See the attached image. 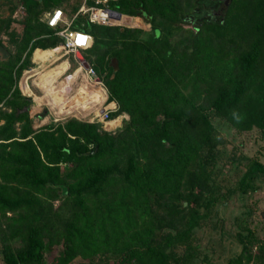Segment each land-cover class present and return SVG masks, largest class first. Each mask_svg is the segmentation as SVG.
<instances>
[{"label":"rangeland","instance_id":"374dc122","mask_svg":"<svg viewBox=\"0 0 264 264\" xmlns=\"http://www.w3.org/2000/svg\"><path fill=\"white\" fill-rule=\"evenodd\" d=\"M141 1L155 13L156 24L147 23L134 14ZM83 2L60 0L47 5L43 0H0V202H5L4 187L19 186V190L25 192V186L21 185L22 173L30 171L29 182L39 180L33 174V154L28 149H38L42 159L41 149H46L54 162H58V177L49 178L43 172L38 174L47 179L50 186L79 182L83 176L76 177V173L81 167L87 169L94 165L96 169L95 196L88 204L94 206L87 217L91 216L94 222L96 238L101 246L93 252L96 244L92 241L93 248L88 247L85 253L66 263L67 257L62 253L63 236H48L35 251L43 257L41 262L157 264L160 257L166 254L168 259L164 264H264V172L256 176L252 174L255 163L264 167V127L256 123L264 113V0H228L227 5L226 0H113L123 10L114 8L112 4L113 9L132 16L136 22L135 26H118L122 29L118 33L119 45L124 44L125 47L116 48L128 50L122 75L132 76L138 88L142 82L143 86L152 87L151 90L157 84L152 79L156 72L151 75L154 71L151 66L143 81L137 79L139 70L133 53L150 48L151 42L156 40L158 27L166 28L170 41L175 43L190 33L186 28L194 26H186L184 30L179 27L177 21L182 16L198 10L207 20L193 42L181 41L175 51L173 59L179 61L182 55L178 52L185 45L191 47H187L188 60L182 63L185 66L178 68V74L183 72L184 76L177 74L179 79H176V69H170L169 64L157 59V54L155 56L159 60L158 66L168 75L162 81L164 87L181 89L184 98L178 97L177 100L180 105L189 102L193 109L191 121H181V130L201 146L205 141L206 129L202 124L205 116L213 128L211 138L216 141L215 149H198L187 166L173 159L174 166L169 168V177H166L167 166L161 164L157 154L162 151L151 149L153 139L145 135L144 126L131 129V117L127 112H120L119 104L120 117L112 120L119 122L115 127L120 125L115 131L110 130L115 127L107 128L101 122L88 124L78 120V117L84 116L80 113L60 120L52 111L58 96L79 92L86 74L73 54L65 56L66 51L61 46L64 40L58 30L48 28L47 19L49 13L61 8L65 18L71 20ZM222 20H225L224 25ZM125 29L129 32H124ZM104 33L113 34L116 31L105 30ZM61 47L58 51L61 59L46 68L35 58L39 50L55 52ZM92 50L84 52V56L89 59ZM208 57L212 59L206 61ZM243 59L247 60L248 72ZM111 60L108 55L103 60V66H98L99 69L91 65L109 93L112 90L108 81L114 78L110 74L113 67ZM50 77L56 81L48 91L33 84L35 80L39 84ZM27 82L39 99L31 94ZM237 82L246 85L241 94L243 104L232 108L235 116L219 113L212 106L219 90H231ZM139 117L141 124L145 125L143 115ZM162 119L163 115H158L156 121ZM80 127L92 133L94 131L102 139L115 137L113 141L126 140L124 155L114 162L112 158L117 160L116 155L121 153H112L107 159L94 160V164H91L92 161L69 162L66 152L62 156L56 155L52 149L65 143L70 133H78ZM29 139L32 143L25 142ZM85 141L88 142V139ZM174 141L166 139L163 143L172 149L176 144ZM109 145L112 146L111 143ZM167 147L163 146V149ZM75 148L73 145L68 147ZM93 148V144L88 145V149ZM82 149H86L84 144ZM126 150L130 151V155L126 154ZM23 153L27 154L21 157L28 161L25 167H22V160L17 155ZM205 156L211 158L207 168L208 192L200 205L198 224L188 233L187 239L171 242L166 235L184 231L190 216L189 211L181 209L190 193L188 172L193 171L199 159ZM133 161L136 173L134 171L130 176L127 172L104 169V166L109 168L111 164H118L130 170ZM154 171L156 175H153ZM142 174L143 186L139 184V188L135 187V180ZM89 176L88 180H83L91 182ZM89 189L87 187L85 191L90 193ZM36 195L44 201L50 200L46 193ZM64 200L66 198L61 200L60 195L52 200L54 212L51 216L61 214L59 219L57 215L52 217L61 229H64L61 220L64 214L70 216V208L64 205ZM13 216L12 212L0 211L2 221ZM32 247L29 237L25 240L23 236L13 237L8 232L5 239L0 237V264H34L27 258Z\"/></svg>","mask_w":264,"mask_h":264},{"label":"trees","instance_id":"16d2710c","mask_svg":"<svg viewBox=\"0 0 264 264\" xmlns=\"http://www.w3.org/2000/svg\"><path fill=\"white\" fill-rule=\"evenodd\" d=\"M43 1H45L47 5L60 2V0ZM112 4H114V8L116 6L117 9L123 10V7L113 3V0L109 5L111 9H113ZM201 12L202 11L197 10L191 15L182 16L177 21L179 23V27H181L183 30L186 28V26L194 25L193 28H186L190 31V33L187 36L182 37V39L178 42L173 43L170 41L166 28L158 27V30H156V40L151 42L150 48L142 49L141 51H134L133 58L136 59V68L139 70V76L137 78L138 80L141 79L140 81H143V79H145L149 66H151V68L154 70L151 75L156 72L155 76L152 78L153 81L157 83L153 90H151L152 87L148 88L146 85L143 86L144 82L139 84L138 88V85H135L134 78L132 76L126 77L122 75L125 65L123 61H125V58L128 57V50H119L116 48L117 46L125 47L124 44L119 45L120 36L118 33L122 29L118 28V26L111 27L93 24L81 17L76 18L73 25L74 29L82 30L93 36L92 46L85 51L89 52V50L93 49L89 55L90 60L88 59V56H84L90 65L94 64L95 68L99 69L98 66H103V60L108 55L111 59L116 58L118 60V70H115V68L112 67L110 74L114 75V78L112 80L109 79L108 81V85L112 90L109 93L110 99L118 102L120 106V112H127L129 114L132 121L131 129L137 130L139 127L144 126L145 135L153 139V143L150 145L151 149H155L154 152L156 149L162 151L160 154H157L161 159V164L167 166L166 171L168 172L166 173V177H169V171H171L169 168H173L172 166H174L172 161L173 159L180 164L188 165L192 160V156L198 153V149H215L214 142L216 141L211 138L213 128L205 116L202 119V124L206 129L204 134L205 141L201 146L198 141L190 139L188 134L185 135V131L181 130V121L186 123L190 122L193 109L189 102H186V105H180L177 98H184V93L181 91V89L171 86L164 87L162 81H165V78H167L168 75L165 73V70L158 66L159 60H156L155 58L157 54V59H163L167 64L170 65V69L175 68L176 79L184 76L183 72H179L178 74V71L185 66L182 63L188 60L189 52L187 47L190 49L191 47L189 44L185 45L183 50L178 52L182 55L179 61H175L173 56L175 55V51L179 48L181 41L183 42L186 40L188 43H190V40H192L193 42L194 38L198 36V31L203 28L205 25L204 23H207V20L202 17ZM134 14L136 16H140L147 23L156 22L155 13L146 8L143 1L139 2V6L135 7ZM224 21L225 20L221 21L222 25L225 24ZM48 28L50 27L48 26ZM105 30H113L116 31V33L105 34ZM124 32L129 31L128 29H125ZM121 39H124V37ZM82 54L84 55V53ZM207 59L212 58L208 57L206 58V61ZM247 64V60L243 59V65L246 67V71L248 72L249 68H247ZM171 80L172 79H170V81ZM245 88L246 85L241 82H237L231 90H228L227 88H221L219 90L217 100L212 105L213 108L219 113L225 114L226 116H235V111L232 108L239 107L241 104H243L244 99L241 94L244 92ZM170 97L171 101L169 100ZM118 115L119 111L113 114L114 117ZM140 115H143V118L145 119V125L141 124L139 117ZM158 115H163L164 119L156 121ZM258 120L259 121L256 123L264 127V113L259 117ZM178 128L180 131H178ZM85 130L86 129L80 127L78 133H70L71 135L68 139H66V142L60 146H57L56 149H52V151L54 150L56 155L61 156L66 152L68 154L67 159L69 162L78 161L82 163H90L92 161L91 164H94V160L97 161L99 159H107V157L111 156L112 153H115L114 155L121 153L116 155L118 157L117 160H113L114 158H112V161L114 162L120 160V156L122 154L124 155L122 152L125 151L123 146L125 147L124 143L126 140L113 141L115 137H107L106 139H102L94 131L92 133L89 130ZM160 138L163 141L166 139L175 140V147L169 149L167 145L160 140ZM86 139H88V142L85 141ZM25 142L32 143L31 139ZM109 143H111L112 146H110ZM82 144L85 145L86 149H82ZM90 144L94 145L93 149H88V145ZM72 145L76 146V148L68 149V147H71ZM107 146H110L111 148H107ZM163 146H166L167 148L163 149ZM41 150L44 155V159H42L41 152L38 149H28V151L33 154V159L31 161L34 168L33 174L39 180L34 181L33 183L29 182L30 171H26L21 174V177L25 179H22L21 184L22 187L25 186V192L20 191L19 186L14 188L4 187L3 189L6 198L5 202H0V211H2V213L4 211L5 213L12 212L14 213V216L11 218L5 217V221H2L0 217V237L2 240L5 239L8 236V232H10L13 237L23 236L25 240L29 237L30 241L33 242V247L27 253L28 260L34 264H43L41 262L43 257L35 252L37 247L45 243V237L61 235L63 236L62 253L65 257H67L65 260L67 263L80 253H85V250L88 249V247L92 246L93 248V242L96 244L93 252L96 251L98 246H101L98 239L96 238L94 222L91 216L87 217V214L90 213L94 206L88 204L95 196L94 180H96V169L94 168V165H91V168L87 169H83V167H81L76 173V177L82 175L83 179L86 178L87 180L91 173V176H89L91 182L82 179L74 184L50 186L49 181L47 179H43V177L39 176L38 174L43 172L48 175L49 178H52L53 176L58 177L59 168L56 165L58 162H54V160L47 154L46 149ZM126 154L130 155V151H127ZM17 155L20 157V160H22V167H25L28 164V161L23 160L21 157L27 154L23 153ZM133 160H135V158ZM135 161H133L131 166L132 168L130 170L127 168H121L118 164H111L109 168L104 166V169L118 171L119 173L127 172V175L129 174L130 176L136 170L134 167ZM210 161L211 158L209 156H205L199 159L193 171L188 172L190 193L187 199L183 201L181 209L189 211L190 216L184 231H179L176 233L170 232L166 235L167 239L171 242L187 239L189 236L188 233H191L198 224L200 218V205L205 194L208 192L206 181L209 178L207 168ZM261 172H264L263 165L258 162L255 163L253 165L252 174L256 176ZM134 173H136V171ZM153 175H156L155 171L153 172ZM139 177L140 178L135 180L136 183L133 184L138 188V185L140 184V186H143L144 182L143 174ZM34 179L36 180V178ZM87 187H90V193L85 191ZM37 193H46V196L50 197L49 202L36 197ZM58 195L61 196V200L66 198V200H64V205L69 206L70 208L68 211L70 216L64 214L65 216L61 219L64 229H61L57 225L56 220L52 218L53 216L57 215V219H59L61 218V214H53L51 216V213L54 212L52 200H55ZM108 206L110 205L108 204ZM110 215L111 214L109 213L108 219L110 218ZM83 219H85V223H82ZM36 234H38V237H35ZM39 240L41 242H39ZM167 259L168 258L166 254L162 255L157 264H164Z\"/></svg>","mask_w":264,"mask_h":264},{"label":"built area","instance_id":"2783aa9c","mask_svg":"<svg viewBox=\"0 0 264 264\" xmlns=\"http://www.w3.org/2000/svg\"><path fill=\"white\" fill-rule=\"evenodd\" d=\"M111 1L112 0H84L83 4L78 8L76 16L73 19H66L65 12L61 8L49 13L47 19V25L52 29L58 30L57 33L64 40L61 46L67 52L65 56L73 54L76 57L77 64L80 68H82L83 73L86 74V77L83 78L84 82L87 83L91 89H101L102 93H104L105 95V99H102L101 103H89V107L92 105L89 112L87 114L80 113L84 116H82L81 118L77 116L78 120L88 123L101 122L105 124V127L108 121L116 120L120 117L119 115L116 117L113 116V114L116 113L119 109L118 103L110 99V94L106 85L104 84V81L97 76L92 66L89 69H86L78 60L77 53H84L92 46L93 36L82 30L74 29L73 25L75 19L81 17L89 21L90 23L100 26H120V24L116 23V20H119L122 14L110 8L109 5ZM36 76L37 75L33 77ZM30 78H32V76ZM98 107H100L99 112H97L96 110ZM118 127L111 128L110 130L115 131Z\"/></svg>","mask_w":264,"mask_h":264},{"label":"bare ground","instance_id":"6f19581e","mask_svg":"<svg viewBox=\"0 0 264 264\" xmlns=\"http://www.w3.org/2000/svg\"><path fill=\"white\" fill-rule=\"evenodd\" d=\"M116 23H118L120 25H129V26H135L136 25V22L132 18V16H127L125 14H122L121 18H119V20H116ZM60 49H62V47L55 50V52H48V51L44 52L42 50H39L35 54V57H36L37 61L41 64H44L45 68H46L47 65H53L54 63H56L57 61H59L61 59L62 56H60L58 53V51ZM64 51H66V50L64 49ZM66 54H67V52H66ZM55 81L56 80H54L53 78L50 77V79L47 78L46 81L45 80L40 81L39 84L36 83V80H35L34 84L36 83L35 85L37 86V88H41L45 91H48L53 86ZM27 86H28L31 94L33 95L34 92L31 91L32 86H30L28 84V82H27ZM74 95L70 94V96H69V94H62V95L58 96L57 100L54 102V106H53L52 111H54L55 116L58 117L60 120L65 119L66 117L70 116L74 112L87 114L90 110V107L92 106L91 105L89 107V103H92V104L93 103L96 104L99 102L101 103L102 99L103 100L105 99V95H104V93H102L101 89H95V88L91 89L87 83H84L83 87L79 90V92L75 93ZM33 96H35V98H38V99L40 98V97L36 96V94H34ZM41 100H43V98H41ZM99 109H100V107H98L96 109L97 112H99ZM59 119H57L56 121H60ZM118 124H119L118 121H108L106 123V127L107 128L115 127Z\"/></svg>","mask_w":264,"mask_h":264},{"label":"water","instance_id":"95a60500","mask_svg":"<svg viewBox=\"0 0 264 264\" xmlns=\"http://www.w3.org/2000/svg\"><path fill=\"white\" fill-rule=\"evenodd\" d=\"M226 3L228 4V1H226ZM77 58L86 69H89L91 67L90 63L85 59L84 55L81 52L77 53ZM112 66L115 68V70H118L119 64L116 58L112 59Z\"/></svg>","mask_w":264,"mask_h":264},{"label":"crops","instance_id":"0c3cea01","mask_svg":"<svg viewBox=\"0 0 264 264\" xmlns=\"http://www.w3.org/2000/svg\"><path fill=\"white\" fill-rule=\"evenodd\" d=\"M36 58V57H35ZM35 104H39L37 101H35Z\"/></svg>","mask_w":264,"mask_h":264}]
</instances>
